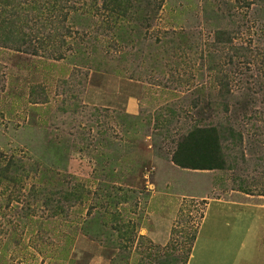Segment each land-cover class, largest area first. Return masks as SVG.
<instances>
[{
	"label": "rangeland",
	"instance_id": "rangeland-1",
	"mask_svg": "<svg viewBox=\"0 0 264 264\" xmlns=\"http://www.w3.org/2000/svg\"><path fill=\"white\" fill-rule=\"evenodd\" d=\"M119 1L115 20L104 0L54 14L65 21L37 55L0 45V150L40 166L22 197L33 212L18 201L2 211L0 254L6 264H160L199 226L189 264H264V5ZM60 29L72 32L64 44ZM197 126L220 131L224 169L172 162ZM65 176L83 198L58 215L49 181L71 191Z\"/></svg>",
	"mask_w": 264,
	"mask_h": 264
},
{
	"label": "trees",
	"instance_id": "trees-1",
	"mask_svg": "<svg viewBox=\"0 0 264 264\" xmlns=\"http://www.w3.org/2000/svg\"><path fill=\"white\" fill-rule=\"evenodd\" d=\"M81 1L82 0H0V45L16 47V50L37 55V53H39L38 49L46 46V37L48 40L51 38V32L54 26L56 27L58 23L59 32V25H61L62 21H65L64 19L62 21L60 20V22L59 20L55 21V18H59L60 15L69 16L70 13L79 14L77 4L81 3ZM253 1L257 4L264 5V0ZM120 4L121 2L119 0H104V7L111 11V20L115 18L116 6L119 7ZM128 7H124V13H126ZM54 14L57 17H52ZM78 26L84 29L83 25ZM108 26L109 28L112 27L111 31L115 28L113 22L108 23ZM60 30L62 32L57 33V37H64L62 40L64 44L66 43V36L64 35L72 32L71 30L65 32L64 29ZM76 34L80 35L81 32L76 30ZM111 36L112 42L107 48L116 50V32L109 34V37ZM128 39L129 38L124 40L126 44L128 43ZM119 47H121V44ZM59 56L62 57L63 54L60 53ZM130 56V51H128L122 56V61L126 58H130ZM96 70L99 69L96 68ZM222 141L223 137L217 128L210 126L194 127L188 130L186 134L178 137L176 149L172 154V162L182 169L222 170L225 166ZM42 166L45 169L49 168L45 163L44 165L42 164ZM39 167V165L35 166L33 164H28L23 158L8 156L0 150V220H2V218L6 219L2 211L10 207L12 203L13 206L16 201H18L17 203H20V205L25 203L22 197L25 195V191L28 188L31 187L29 192L34 189L36 183L32 182V179ZM49 182L57 189L53 194L60 195L56 200L47 198L51 203H55V206L51 208L58 213V215H62L66 212L64 206L66 203L78 202L83 198L80 192V188L82 187L81 182L70 184L68 177L65 176L63 178L62 187L71 189V191H64L59 186H56L53 178H51ZM29 183H32L31 186H29ZM37 184L41 187H49L50 185L49 183L45 184V186L41 183ZM18 195H20L21 200L17 198ZM26 204L27 203H25V205ZM33 204L34 203L27 204L29 206L25 208L27 213L33 212L34 209L31 207ZM19 219L20 217L17 218L16 221H10V223L14 227H21L22 224L19 222ZM198 230L199 226L192 230L185 246L186 250L182 255L175 253L179 246H168V249L161 258L160 264H189L197 240ZM1 249L4 250L3 247ZM2 263L6 264L4 257L0 254V264ZM140 264L150 263L141 262Z\"/></svg>",
	"mask_w": 264,
	"mask_h": 264
},
{
	"label": "crops",
	"instance_id": "crops-1",
	"mask_svg": "<svg viewBox=\"0 0 264 264\" xmlns=\"http://www.w3.org/2000/svg\"><path fill=\"white\" fill-rule=\"evenodd\" d=\"M212 200H215V199H212ZM218 200H221V198H218Z\"/></svg>",
	"mask_w": 264,
	"mask_h": 264
}]
</instances>
